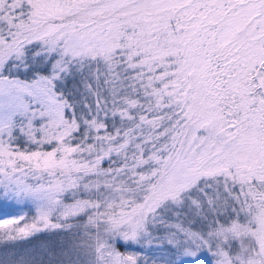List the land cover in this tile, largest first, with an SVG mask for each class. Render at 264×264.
I'll use <instances>...</instances> for the list:
<instances>
[{
	"label": "snow or ice",
	"instance_id": "snow-or-ice-1",
	"mask_svg": "<svg viewBox=\"0 0 264 264\" xmlns=\"http://www.w3.org/2000/svg\"><path fill=\"white\" fill-rule=\"evenodd\" d=\"M0 264H264V0H0Z\"/></svg>",
	"mask_w": 264,
	"mask_h": 264
}]
</instances>
